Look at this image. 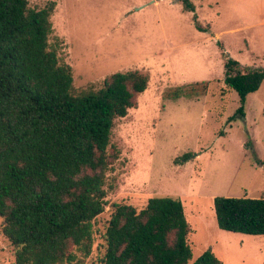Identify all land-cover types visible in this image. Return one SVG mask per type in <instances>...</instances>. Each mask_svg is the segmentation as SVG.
I'll return each instance as SVG.
<instances>
[{"label":"rangeland","instance_id":"rangeland-1","mask_svg":"<svg viewBox=\"0 0 264 264\" xmlns=\"http://www.w3.org/2000/svg\"><path fill=\"white\" fill-rule=\"evenodd\" d=\"M53 1L49 41L71 65L77 91L99 88L118 71L150 77L115 120L107 203L93 221L92 253L77 264H98L113 203L142 208L166 195L183 201L193 260L212 250L223 264H264V236L219 228L214 208L216 196L264 197V82L247 96L245 116L230 120L240 101L224 81L222 54L264 67V0H192L194 12L180 0ZM178 87L199 94L174 99ZM0 264H16L2 217Z\"/></svg>","mask_w":264,"mask_h":264},{"label":"trees","instance_id":"trees-1","mask_svg":"<svg viewBox=\"0 0 264 264\" xmlns=\"http://www.w3.org/2000/svg\"><path fill=\"white\" fill-rule=\"evenodd\" d=\"M180 1L195 11L192 0ZM55 8L53 0L40 8L30 0H0V217L16 264H77L91 255L93 221L107 203L115 120L150 80L139 70L118 71L99 88L77 91L71 65L49 41ZM222 54L224 81L239 95L234 120L245 116L264 67ZM174 93V99L199 94L192 87ZM214 208L219 228L264 236V197L216 196ZM189 232L180 198L153 196L142 208L115 202L98 264H223L212 250L193 260Z\"/></svg>","mask_w":264,"mask_h":264}]
</instances>
